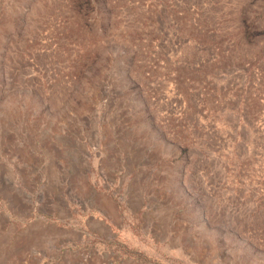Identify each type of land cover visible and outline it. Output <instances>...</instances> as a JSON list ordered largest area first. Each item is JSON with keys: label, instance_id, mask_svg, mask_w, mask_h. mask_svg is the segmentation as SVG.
Segmentation results:
<instances>
[{"label": "rangeland", "instance_id": "obj_1", "mask_svg": "<svg viewBox=\"0 0 264 264\" xmlns=\"http://www.w3.org/2000/svg\"><path fill=\"white\" fill-rule=\"evenodd\" d=\"M263 109L264 0H0V264H264Z\"/></svg>", "mask_w": 264, "mask_h": 264}, {"label": "built area", "instance_id": "obj_2", "mask_svg": "<svg viewBox=\"0 0 264 264\" xmlns=\"http://www.w3.org/2000/svg\"><path fill=\"white\" fill-rule=\"evenodd\" d=\"M263 113H264V109H263V111L261 112V116L263 115ZM262 120V119H261ZM261 124H263L262 123V121H258V122H256V125L257 126H260ZM263 126V125H262Z\"/></svg>", "mask_w": 264, "mask_h": 264}]
</instances>
